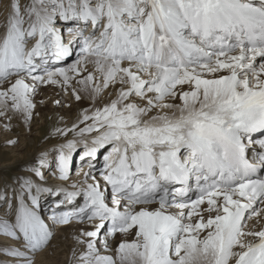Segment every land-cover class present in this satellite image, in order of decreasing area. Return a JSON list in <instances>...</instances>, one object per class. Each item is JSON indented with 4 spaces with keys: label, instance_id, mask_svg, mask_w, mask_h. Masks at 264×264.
I'll return each instance as SVG.
<instances>
[{
    "label": "snow or ice",
    "instance_id": "1",
    "mask_svg": "<svg viewBox=\"0 0 264 264\" xmlns=\"http://www.w3.org/2000/svg\"><path fill=\"white\" fill-rule=\"evenodd\" d=\"M43 88L0 264H264V0H0V132Z\"/></svg>",
    "mask_w": 264,
    "mask_h": 264
},
{
    "label": "rangeland",
    "instance_id": "2",
    "mask_svg": "<svg viewBox=\"0 0 264 264\" xmlns=\"http://www.w3.org/2000/svg\"><path fill=\"white\" fill-rule=\"evenodd\" d=\"M55 93L56 89L46 90L43 88L41 94L36 97L37 101L43 98L45 104L43 106L38 104L37 111L40 112V118L34 124L30 138L23 128L15 129L13 132L9 133L0 132V175H11L15 173L23 165L24 161L31 159L35 154L36 148L38 147L36 141L39 140L49 123L45 117L52 116L53 112L56 111L51 103V98L55 96ZM16 135H18L20 139L19 145L16 147L7 146L5 140L8 137H14ZM74 161H77L75 157ZM75 165L76 164H73V167H75ZM65 258L66 256H58V264H62Z\"/></svg>",
    "mask_w": 264,
    "mask_h": 264
},
{
    "label": "bare ground",
    "instance_id": "3",
    "mask_svg": "<svg viewBox=\"0 0 264 264\" xmlns=\"http://www.w3.org/2000/svg\"><path fill=\"white\" fill-rule=\"evenodd\" d=\"M45 89H46V90H50V89H54V88H45ZM101 159H102V157H101ZM76 162H77V161H74V164H76ZM21 165H22V164H21ZM97 167H100V165L98 164ZM0 168H1V166H0ZM56 259H57V258H56ZM57 264H58V260H57Z\"/></svg>",
    "mask_w": 264,
    "mask_h": 264
}]
</instances>
